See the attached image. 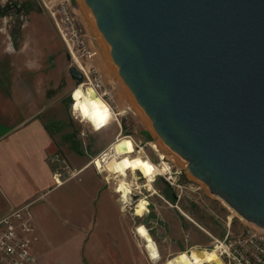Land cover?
I'll list each match as a JSON object with an SVG mask.
<instances>
[{"label": "water", "instance_id": "water-1", "mask_svg": "<svg viewBox=\"0 0 264 264\" xmlns=\"http://www.w3.org/2000/svg\"><path fill=\"white\" fill-rule=\"evenodd\" d=\"M84 2L160 138L264 232V0Z\"/></svg>", "mask_w": 264, "mask_h": 264}, {"label": "crops", "instance_id": "crops-1", "mask_svg": "<svg viewBox=\"0 0 264 264\" xmlns=\"http://www.w3.org/2000/svg\"><path fill=\"white\" fill-rule=\"evenodd\" d=\"M28 24L15 40L0 32V216L27 205L33 264H159L95 157L76 144L65 100L75 85L48 51L31 52ZM95 46L103 52L102 40ZM95 51L87 65L106 72Z\"/></svg>", "mask_w": 264, "mask_h": 264}, {"label": "rangeland", "instance_id": "rangeland-1", "mask_svg": "<svg viewBox=\"0 0 264 264\" xmlns=\"http://www.w3.org/2000/svg\"><path fill=\"white\" fill-rule=\"evenodd\" d=\"M56 1L58 0H0V23L6 26L0 32L4 38L11 37L15 40L21 36L19 27L29 23L25 35L29 39L31 52H38L39 49L43 52L48 51L53 56L52 62L57 65V69H63L68 82L71 80L76 85V80L68 72L72 60L68 57L63 41L44 6V3ZM67 2L83 24L89 44L97 52L95 56L100 54V58L106 57L110 64L105 68L106 72L97 65L93 66L102 74L104 87L113 97L115 112L118 105L126 109L121 115L106 112L99 115L95 121L79 124L73 122L70 117L68 108L71 103L70 94L69 92L65 94L68 117L73 124L72 133L76 144L89 161L95 157L93 162L96 163L97 171L109 182L112 181L110 172L115 167V156H112L110 148H106L119 133L133 137L138 145L131 154L134 161H137L136 157L142 152L153 163L158 164L165 160L170 167L169 173H158L152 169L151 177L143 180H136L129 170V179L134 181L131 193L120 192L117 186L110 183L119 192L118 195L125 196L130 201L126 205V211L133 217L134 228L142 223L149 230L160 252L157 263L164 264L166 259L177 252H185L188 247L207 253L212 248L211 236L222 238L228 231L231 234H238L249 227L253 228L254 224L244 220L221 198L212 194L205 183L193 176L188 166L168 148L120 77L110 57L108 45L97 29L84 0ZM97 39L102 40L103 52L95 46ZM73 108L79 113L76 102ZM127 138L131 140L128 136ZM96 166L94 165L95 168ZM137 183H140L141 187L136 186ZM139 196L146 197L148 201L144 213L136 212L137 208L132 204ZM191 253L184 254L188 257ZM213 256L217 258L214 253Z\"/></svg>", "mask_w": 264, "mask_h": 264}, {"label": "built area", "instance_id": "built-area-1", "mask_svg": "<svg viewBox=\"0 0 264 264\" xmlns=\"http://www.w3.org/2000/svg\"><path fill=\"white\" fill-rule=\"evenodd\" d=\"M44 6L72 60L70 63L81 73V79L70 92L71 116L80 123L88 124L73 108V91L78 87L85 90L89 85L112 110L115 109L113 97L104 87L102 74L95 66L86 64L93 57L94 50L72 6L67 0L44 3ZM211 237L212 248L226 264H264V232L256 225L238 234L228 231L222 238ZM34 240V224L27 205L0 216V264H33L35 258L30 247ZM189 248L185 251L188 252Z\"/></svg>", "mask_w": 264, "mask_h": 264}, {"label": "bare ground", "instance_id": "bare-ground-1", "mask_svg": "<svg viewBox=\"0 0 264 264\" xmlns=\"http://www.w3.org/2000/svg\"><path fill=\"white\" fill-rule=\"evenodd\" d=\"M73 98L77 104V107L79 104L82 117L85 118L87 123L95 121L99 117V115L106 112H110L114 115H121L126 112L125 107L120 105L116 107V112L115 109L112 110L110 106L100 97V95L97 94L95 90H93V88L89 85L86 87L85 90H82L80 87L76 88V90H74L73 92ZM127 136L131 138V140L128 139ZM135 144L136 143L133 137L129 135L125 136L119 133L106 148H110L112 156H115V167L111 170L110 177L112 179L111 183L114 184L115 187L117 186L120 192L131 193L134 189V181L129 179V170L132 172V174L134 175L133 177H135L136 180H143L145 178L149 179V177H151L150 175L152 173V169L154 170V172L156 171L158 173L170 172V167L168 163L165 162V160H161L160 163L155 164L149 159V157H147L145 153L142 152H140L139 155L136 157L137 161H134L131 158V154L135 147L138 146L137 144V146ZM158 154L160 155L161 153L159 152ZM91 162L93 161H90V163ZM146 185L149 184L146 183ZM136 186L141 187V184L137 183ZM137 191L140 192L139 189H137ZM121 197L125 205L130 203V201L125 198V196ZM132 204H134V207L137 208L136 212L144 213L147 210L148 201L146 197L139 196ZM134 229L137 235L142 238L144 246L147 248L150 257L153 259H158L160 256V252L158 250L156 242L154 241L146 226L142 223H139L135 226ZM192 250L193 249L190 248L188 252H177L176 255L166 259L164 264H225L223 263L224 261L222 260V258L217 254L216 250L213 248H210L209 252L207 253L197 251L198 249L193 251ZM184 253L191 254L186 257ZM213 253L217 255V258L213 256Z\"/></svg>", "mask_w": 264, "mask_h": 264}]
</instances>
